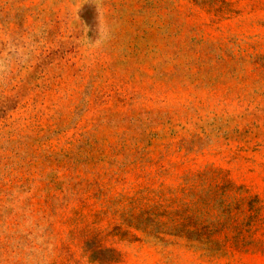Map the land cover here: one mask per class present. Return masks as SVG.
Listing matches in <instances>:
<instances>
[{"label": "rangeland", "instance_id": "rangeland-1", "mask_svg": "<svg viewBox=\"0 0 264 264\" xmlns=\"http://www.w3.org/2000/svg\"><path fill=\"white\" fill-rule=\"evenodd\" d=\"M0 264H264V0H0Z\"/></svg>", "mask_w": 264, "mask_h": 264}]
</instances>
